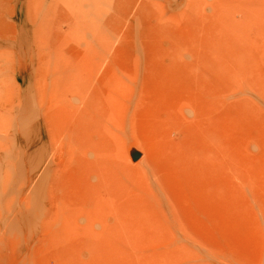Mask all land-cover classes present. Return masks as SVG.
I'll list each match as a JSON object with an SVG mask.
<instances>
[{
	"label": "rangeland",
	"instance_id": "obj_1",
	"mask_svg": "<svg viewBox=\"0 0 264 264\" xmlns=\"http://www.w3.org/2000/svg\"><path fill=\"white\" fill-rule=\"evenodd\" d=\"M129 1L0 0V264H264V0Z\"/></svg>",
	"mask_w": 264,
	"mask_h": 264
},
{
	"label": "bare ground",
	"instance_id": "obj_2",
	"mask_svg": "<svg viewBox=\"0 0 264 264\" xmlns=\"http://www.w3.org/2000/svg\"><path fill=\"white\" fill-rule=\"evenodd\" d=\"M126 1L128 2L129 0H126ZM221 1L223 2V0H221ZM230 1H231V0H230ZM235 1H236V0H235ZM119 2H120V1H119ZM124 2H125V0H124ZM127 2H126V3H127ZM129 2H130V1H129ZM215 2H216V1H215ZM233 2H234V1H233ZM126 3H124V4H126ZM225 3H226V2H225ZM128 4H129V3H128ZM128 4H127V5H128ZM127 5H126V6H127ZM130 5H131V3H130ZM203 5H204V4H203ZM128 6H129V5H128ZM129 7H130V6H129ZM220 7H221V6H220ZM125 9H126V7H125ZM131 10H132V9H131ZM128 11H129V10H128ZM222 14H223V13H222ZM214 15H215V14H214ZM143 20H144V19H143ZM224 22H225V21H224ZM143 25H145V24L143 23ZM142 28H143V27H142ZM114 29H115V28H114ZM129 29H130V28H129ZM131 30H132V29H131ZM139 30H141V28H140ZM156 30H157V29H156ZM161 31H162V30H161ZM139 32H140V31H139ZM144 32H145V30L143 31V33H144ZM145 33H146V32H145ZM157 33H158V32H157ZM159 34H160V33H159ZM141 35H142V34H141ZM103 37H104V36H103ZM109 37H110V35H109ZM132 37H133V36H132ZM142 37H143V35H142ZM227 41H228V40H227ZM198 43H199V42H198ZM141 45H142L141 47H143V44H141ZM109 46H110V45H109ZM142 49H143V51H144V48H142ZM102 52H103V51H102ZM104 52H105V51H104ZM139 52H140V51H139ZM142 56H143V55H142ZM145 56H146V52H145ZM96 57H97V56H96ZM96 57H95V58H96ZM100 59H102V58L100 57ZM142 59H143V58H142ZM147 59H148V58H147ZM131 63H132V62H131ZM128 64H129V63H128ZM139 64H140V61H139ZM140 66H141V65H140ZM127 67H129V65H128ZM131 67H132V65H131ZM120 68H121V67H120ZM124 69L126 70V67H124ZM129 69H130V68H129ZM141 69H142V68H141ZM145 69H147V68H145ZM78 70H79V68H78ZM78 70H77V68H76L73 72L71 71L72 73L69 74L68 78H67V76L65 75V72H63L62 75H65V76L62 77V78H60V79H58L59 77L56 78V83L63 81L65 84H66V83H68V84H70V85L74 84V83H75L74 80H75V79H76V80L79 79V78H78V77H79V72H78ZM148 70H149V69H148ZM120 71H122V70H120ZM137 71H138V70H137ZM146 71H147V70H146ZM140 72H142V71H140ZM121 73H122V72H121ZM132 73H133V71H132ZM144 73L147 74L148 72H145V70H144ZM126 74H129V73H126ZM140 74H141V73H140ZM121 75H122V74H120V76H121ZM124 75H125V74H124ZM147 75H149V73H148ZM131 76H132V75H131ZM122 77H123V76H122ZM140 77H141V76H140ZM145 78H146V77H145ZM138 79H139V78H138ZM114 80H115V78H114ZM139 80H140V79H139ZM139 80H137V81L140 82ZM144 80H145V79H144ZM144 80H143V81H144ZM105 81H106V80H105ZM105 81H104V82H105ZM147 81H148V79H147ZM146 83H147V82H146ZM99 84H100V83H99ZM99 84L97 83V85H99ZM122 84H123V83H122ZM138 84H140V83H138ZM144 84H145V83H144ZM109 85H111V84H109ZM112 85H113V83H112ZM125 85H126V84H125ZM129 85H130V84H128V86H129ZM136 85H137V84H136ZM136 85H135V86H136ZM142 85H143V84H142ZM100 86H101V85H100ZM105 86H106V85H104V87H105ZM113 86H114V85H113ZM113 86H112V87H113ZM116 86H117V84H116ZM102 88H103V87H102ZM118 88H119V87H118ZM149 88H150V87H149ZM103 89H104V88H103ZM105 89H106V88H105ZM147 89H148V88H147ZM94 90L96 91V89H94ZM97 90H98V89H97ZM136 90H137V89H136ZM98 91H99V90H98ZM109 91H112V90L109 89ZM116 92H117V91H116ZM99 93H100V92H99ZM102 93H103V90H102ZM151 93H152V92H151ZM140 94H141V93H140ZM151 95H152V94H151ZM75 96H76V95H75ZM101 97H102V96H101ZM118 97H119V96H118ZM144 97H145V96H144ZM120 98H121V97H120ZM123 99H124V98H123ZM123 99H122V100H123ZM143 99H144V98H143ZM227 99H228V98H227ZM125 101H126V99H125ZM126 102H128V101H126ZM110 103H111V102H110ZM111 104H112V103H111ZM132 105H133V104H132ZM134 105H135V103H134ZM134 105H133V106H134ZM72 106H73V105H72ZM120 107H121V106H120ZM141 107H142V106H141ZM143 109H144V107H143ZM132 110H133V109H131V111H132ZM137 110H138V109H137ZM131 111H130V112H131ZM141 111H142V110H141ZM58 112H60V111H58ZM109 112H110V111H109ZM128 112H129V110H128ZM139 112H140V110H139ZM65 113H66V112H65ZM65 113H64V114H65ZM110 113H111V112H110ZM138 114H140V113H138ZM56 115L59 116L58 114H56ZM125 115H126V114H125ZM50 116H51V115H50ZM108 116H110V115H108ZM110 117H111V116H110ZM110 117H109V118H110ZM128 117H129V116H128ZM132 117L134 118V116H132ZM135 117H136V116H135ZM54 118H56V117H53V123L55 124V126H57L58 122H57ZM113 118H114V117H113ZM133 118H131V120H132ZM136 118H137V117H136ZM138 118H139V117H138ZM57 119H58V118H57ZM142 119H143V118H142ZM131 120H130V121H131ZM135 120H136V119H135ZM139 120H140V119H139ZM143 120H144V119H143ZM112 121L114 122L115 120L112 119ZM112 121H111V122H112ZM111 122H110V123H111ZM116 122H117V121H116ZM128 122H129V120H128ZM141 122H142V121H141ZM143 122H144V121H143ZM85 123H86V122H85ZM114 123H115V122H114ZM112 124H113V123H112ZM145 124H146V123H145ZM115 125H117V124L115 123ZM141 125H142V124H141ZM93 126H94V125H93ZM93 126H92V127H93ZM59 127H60V126H58V130H59ZM117 127H118V125H117ZM117 127H116V128H117ZM120 127H121V126H120ZM133 127H134V126H133ZM135 127H136V126H135ZM114 128H115V127H114ZM130 128H131V126H130ZM136 128H137V127H136ZM133 129H134V128H133ZM140 129H141V128H140ZM117 130H118V129H117ZM142 130H143V129H142ZM124 131H125V130H124ZM70 143H72V142H70ZM74 143H75V142H74ZM87 143L90 144V140H87ZM70 148H71V147H70ZM91 152H92V151H91ZM87 153H88V152H87ZM89 155H90V154H89ZM95 156H96V155H95ZM111 157H112V156H111ZM85 159H86V157H85ZM98 159H99V158H97V160H98ZM94 162H95V161H94ZM86 163H87V164H92V160L87 158ZM94 164H95V163H94ZM87 166H89V165H87ZM84 167H85V166H83V168H84ZM113 167H114V166H113ZM86 169H87V168H86ZM107 173L109 174V171H108ZM107 173H106V174H107ZM110 173H112V172H110ZM114 173H116V172H114ZM94 174H95V173H94ZM108 174H107V175H108ZM91 175H92V174H90L89 176H91ZM85 176H86V175H85ZM81 178H82V177H81ZM110 178H111V177H110ZM96 179H97V177H96ZM105 181H106V179H105ZM79 188H80V187H79ZM92 188H93V187H92ZM85 189H86V188H85ZM101 190H102V189H101ZM77 196H78V195H77ZM77 196H76V197H77ZM100 196H101V195H100Z\"/></svg>",
	"mask_w": 264,
	"mask_h": 264
}]
</instances>
